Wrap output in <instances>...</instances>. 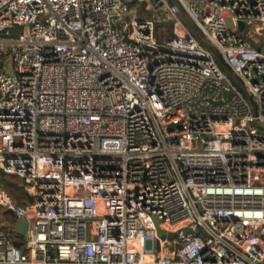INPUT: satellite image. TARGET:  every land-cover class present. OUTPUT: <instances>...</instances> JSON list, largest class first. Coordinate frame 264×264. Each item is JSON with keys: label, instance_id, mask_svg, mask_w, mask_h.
<instances>
[{"label": "built area", "instance_id": "built-area-1", "mask_svg": "<svg viewBox=\"0 0 264 264\" xmlns=\"http://www.w3.org/2000/svg\"><path fill=\"white\" fill-rule=\"evenodd\" d=\"M263 28L264 0H0V264H264Z\"/></svg>", "mask_w": 264, "mask_h": 264}, {"label": "rangeland", "instance_id": "rangeland-1", "mask_svg": "<svg viewBox=\"0 0 264 264\" xmlns=\"http://www.w3.org/2000/svg\"><path fill=\"white\" fill-rule=\"evenodd\" d=\"M131 17L132 19H144L152 18V15H149L144 10L142 3H138L137 6L132 10ZM157 34L160 36V39L167 38L170 35V28L166 24L158 25ZM249 41L256 48L264 47V28L258 32H251V38H249ZM0 191H3L18 204L21 203V199L24 198V191L19 185L18 181L13 177L3 176L2 174L0 175ZM29 200L31 199L29 198ZM11 219V213L5 210L4 207H0V225Z\"/></svg>", "mask_w": 264, "mask_h": 264}, {"label": "water", "instance_id": "water-1", "mask_svg": "<svg viewBox=\"0 0 264 264\" xmlns=\"http://www.w3.org/2000/svg\"><path fill=\"white\" fill-rule=\"evenodd\" d=\"M261 52L264 53V47H261ZM223 69H225V68L223 67ZM231 78L233 79V81H236L235 77L231 76ZM176 126L177 125H175V124H171L169 126V128L172 129V128H175ZM156 224H158V220L157 219H156ZM27 227H28V222L24 218L20 219L18 221V223L15 225L16 230L20 234H25L26 233V230H27ZM157 232H158L159 235H162L163 234V232L159 228L157 229ZM184 232H187V229H184ZM170 235L173 236L174 234L171 233Z\"/></svg>", "mask_w": 264, "mask_h": 264}, {"label": "trees", "instance_id": "trees-1", "mask_svg": "<svg viewBox=\"0 0 264 264\" xmlns=\"http://www.w3.org/2000/svg\"><path fill=\"white\" fill-rule=\"evenodd\" d=\"M258 49H260L261 47H257Z\"/></svg>", "mask_w": 264, "mask_h": 264}]
</instances>
